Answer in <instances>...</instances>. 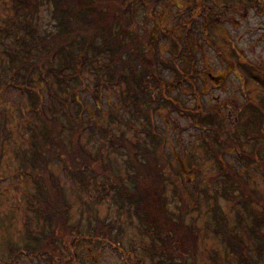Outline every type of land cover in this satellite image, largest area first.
I'll return each instance as SVG.
<instances>
[{"label": "rangeland", "instance_id": "1", "mask_svg": "<svg viewBox=\"0 0 264 264\" xmlns=\"http://www.w3.org/2000/svg\"><path fill=\"white\" fill-rule=\"evenodd\" d=\"M203 2L209 9L200 14L199 2L196 4L195 0H157L153 8L154 34L157 39L155 44L160 61L169 60L173 40L177 39L181 45L185 44L189 25L186 30L184 19L186 14L193 12L191 19L195 22L192 24L188 43L197 59L196 81L201 89L200 105L202 104L207 112L219 113L227 129L232 131L249 117L250 111L246 109L249 100L259 102L264 99V88L249 77L244 65L240 63L241 60L264 71V0ZM14 5V0H0V30L11 24L15 16ZM146 11L147 8L143 5L136 4V19L132 30H137L140 34L145 18L148 19ZM208 13H212L213 20H217L209 36L205 34V19L202 17ZM128 14L131 17V13ZM34 24L38 37L55 31L50 4L42 5L34 16ZM17 33L15 31L14 34H7L6 42L14 43L13 37ZM5 57L0 47V132L5 133L0 135V264L50 263V250L46 253L44 251L43 255L31 251L52 222L50 218L48 221L44 216H38L36 213L39 210L32 205L38 204L37 199H43L40 194L42 183L52 185L54 180L59 181L58 184L63 188L61 190L64 198L60 202L64 208L58 215L65 219L68 228L60 225L56 229L57 239L52 243V247L59 245L61 252L55 256L53 264H144L141 262L144 259L145 264H157L144 248H149L151 239L144 235V226L128 205L121 207L120 204L114 203L111 193L99 199L100 194L105 192L101 186H91L89 189L80 187L61 159H49L45 163L44 171L32 169H36L37 163L42 162L43 156L47 155L46 148L42 146L49 145V133L52 132L55 138L59 134L60 127L55 121L59 120L63 127L68 122L63 111L59 110L64 106L70 108L77 124L81 123L88 128L89 122L95 121L96 124L110 129L113 126L119 132L125 128L127 135L136 140L138 131L145 128L146 121H134L131 129L120 123L119 119H126L129 115L127 107L122 103L123 88L106 87L100 90L94 72L86 71L83 84L76 91V96L82 104L81 110L76 103V97L71 104L60 103L63 96L70 93L61 94L60 86L53 79L50 69L42 67L43 76L38 70L34 72L25 90H22L20 85L18 88L12 86L9 83L12 72ZM54 61L58 66L60 59L57 57ZM95 64L99 66L100 63L97 61ZM162 76L169 83L174 81L169 69H166ZM173 87H167L169 91L165 94L169 95V98L185 100L192 109L197 107L198 102L190 89ZM53 88L58 95H52ZM158 90L155 88L156 93L160 95ZM32 91L41 99L36 105H33L28 93ZM74 94L72 92V95ZM112 111L119 116V119H114V124L110 122ZM172 111L171 108H163L154 113V120L159 127L157 129L166 136V157L169 159L170 169L182 175L178 185H174L170 180L164 182L168 210L175 216L183 215L186 224L194 223L197 232L194 236L197 237L198 244L195 264H246L248 261L240 260L237 252L226 250V243L221 238L223 232L216 229L218 223L214 219L216 210L225 213L229 219L231 234L241 233V238L248 245H253L250 244V239H253L250 229L246 227L247 232H243L235 225L240 211L248 216L244 201L239 199L243 197L232 190V198H224L223 185L219 183L221 175L217 162L213 159L214 149H207L202 140L203 137L209 138L207 131L206 135L200 136L201 131L192 129L187 118ZM176 117L182 119L181 126L170 122ZM35 131L37 133L34 138ZM81 131L75 138L68 130L62 131L61 139L52 142L51 147L55 146L59 151L66 147L71 148V141L76 139L78 145L93 154L100 145L106 153H110L111 169L116 168L115 171H120L124 176L127 174L124 156L114 152L112 154L109 138L107 142L101 141L99 135L93 136L88 129ZM210 135L211 142H215L213 132ZM34 143H41V150L36 152ZM262 149L264 156V147ZM235 154L232 150L225 156L231 166H236ZM197 167L202 171L197 170ZM239 171L245 174L247 183L261 197L263 205L257 206L263 213L264 179L260 175L261 172L242 167ZM100 181L102 182V178ZM97 219L116 223L115 234L118 233V227L123 229L119 242L106 239L91 241L77 234V224H80L79 229L85 234L88 223H94ZM76 251L79 252L78 257H73ZM249 254L257 263L264 264V251L259 254L258 250L251 246ZM189 264H192L191 261Z\"/></svg>", "mask_w": 264, "mask_h": 264}, {"label": "trees", "instance_id": "2", "mask_svg": "<svg viewBox=\"0 0 264 264\" xmlns=\"http://www.w3.org/2000/svg\"><path fill=\"white\" fill-rule=\"evenodd\" d=\"M156 1L14 0L15 16L11 24L0 30V47L12 72L9 78L12 86L18 88L20 85L21 89L25 90L34 72L38 70L43 76L42 67L50 69L53 79L60 86L61 94L70 93L63 96L60 103L71 104L76 97V103L82 110L76 91L83 84L86 71L92 70L100 90L106 87L114 89L121 86L123 88L122 103L127 107L129 115L128 118L120 120L116 112L112 111L110 114L112 124L115 123L114 119H119L122 125L131 129L134 121L141 119L146 121L145 128L138 131L137 139L132 140L125 128L119 132L113 126L110 129L96 124L95 121L89 122L88 128L81 123L77 124L70 113V108L64 106L59 110L63 111L68 122L63 127L59 120L55 121L60 127L59 134L55 138L52 132L49 133L51 140L49 145L42 146L46 148L47 155L43 156L42 162L37 163L36 169H32L44 171L45 163L49 159H61L80 187L89 189L91 186L97 188L101 186L105 192L100 194L99 199L111 193L114 203L120 204L121 207L128 205L134 211L144 226L142 229L144 235L151 239L149 248L145 246L144 248L153 261L156 260L157 264H189L190 261L195 264L198 244L197 237L194 236L197 233L194 223L186 224L183 215L171 214L165 197L164 182L170 180L174 185H178L182 175L170 169L169 159L166 157V136L157 129L159 127L154 120V113L163 108H171L172 112L175 111L180 117L187 118L191 122L192 129L201 131L200 136L206 135L207 131L210 138L213 132L215 142L212 143L207 137H203L202 140L207 149H214L213 159L217 162L221 175L219 183L223 185V196L225 199H231L233 190L243 197L239 199L244 201L248 216L240 211L235 225L243 232H247L246 227L250 229L253 236L250 244H253L251 246H254L261 254L264 251V212L262 213L257 205H263L262 199L247 183L245 174L239 170L241 167L247 170L256 169L261 172L260 175L264 179L262 154L264 99L259 102L249 100L246 105V109L250 111L249 117L232 131L227 129L219 113L207 112L206 108L200 105L201 89L196 81L197 59L188 43L192 24L195 22L191 19L193 12L186 14L184 19L186 30L189 25L185 44L181 45L179 40L174 39L170 59L161 62L154 34L153 8ZM252 1L249 0V2ZM195 2L196 4L199 2L200 14L209 9L205 7L203 0H195ZM44 3L52 6L55 31L47 36L38 37L34 16ZM136 4L147 8L148 19L145 18L142 34L132 30V24L136 19L134 14ZM128 12L131 13V17ZM211 14L202 15L205 19L204 30L207 36L211 34L214 22L217 21L213 20ZM15 31L18 32L13 37L15 42L7 43L5 40L7 34H14ZM57 57L60 59L58 66L54 61ZM97 61L100 63L99 66L95 64ZM240 63L244 65L249 77L264 88V71L251 67L241 60ZM166 69H169L174 77V81L170 83L167 79L166 82L162 76ZM169 85H173L176 89H184V87L190 89L198 102L197 107L192 109L185 100L169 98V95L165 94L169 91L167 89ZM155 88L159 89L160 95L156 93ZM54 90L56 89L51 90L52 95H58ZM72 92L75 94L72 95ZM28 93L33 105L41 100L33 91ZM79 111L78 108V114ZM170 122L174 125H182V119L179 117L172 118ZM85 129H88L93 136L99 135L101 141L107 142L109 138L112 154L114 152L124 156L127 170L125 176L120 171H115L116 168L111 169L110 153H106L107 151L100 145L93 154L86 152L78 145L76 139L71 141V148L66 147L59 151L57 147H51L52 142L61 139L62 131L68 130L75 138L77 134H80L79 131ZM34 133L35 138L37 131ZM4 134L0 132V135ZM41 143H34L36 152L41 150ZM214 146L217 148H213ZM232 150L236 152V159L234 157L236 166H231L225 157L227 152ZM197 170L202 171L199 167ZM58 182L54 180L52 185L42 183L40 194L43 199H37L38 204L32 205L39 210L36 213L38 216L42 215L43 218L48 221L50 218L52 221L47 231L44 230V234L38 238L37 246L31 250L32 253L40 255L50 250L52 256L48 257L50 259L48 264H53L55 256L61 252L59 245L52 247V243L57 239L56 229L60 225L68 228L65 219L58 215L64 208L60 202L64 195ZM215 213L214 219L218 223L216 229L223 232L221 238L226 243V250L237 252L240 260L248 261L246 264H259L249 254L251 246L241 238L242 234H231L226 214L217 210ZM75 228L79 236L91 241L106 239L119 242V237L123 233V229L118 227V233L115 234L116 223H106L98 219L94 223H88L85 234L79 229L80 224H77ZM78 254L79 252H74L73 257H78ZM141 262L145 264L146 261L144 259Z\"/></svg>", "mask_w": 264, "mask_h": 264}]
</instances>
